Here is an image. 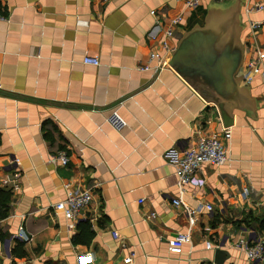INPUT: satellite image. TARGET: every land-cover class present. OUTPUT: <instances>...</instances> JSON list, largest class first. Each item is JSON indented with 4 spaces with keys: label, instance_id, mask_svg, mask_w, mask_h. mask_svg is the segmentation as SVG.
Segmentation results:
<instances>
[{
    "label": "crops",
    "instance_id": "obj_1",
    "mask_svg": "<svg viewBox=\"0 0 264 264\" xmlns=\"http://www.w3.org/2000/svg\"><path fill=\"white\" fill-rule=\"evenodd\" d=\"M185 1L0 0V189L11 193L0 264H78L84 253L91 261L83 264H126L129 256L127 264H215L218 249L222 264H248L237 241L264 239V9L246 8L262 0H204L189 11ZM180 14L167 40L174 48L205 22L229 35L227 52L223 45L212 52L216 66L232 62L230 47L241 53L228 83L218 73L219 85L209 86L203 69L194 70L196 87L169 64L145 70L149 53L162 50L163 29ZM85 56L99 65L83 64ZM257 56L260 73L245 83ZM210 98L225 106L227 125ZM114 113L125 125L111 124ZM225 130L228 161L203 165L180 188L173 157L198 131ZM57 151L69 156L66 166L49 162ZM67 184L91 191L74 222L52 208ZM198 204L211 211L192 222L188 209ZM81 221L92 236L74 244ZM178 233H190L191 242L171 254L168 241Z\"/></svg>",
    "mask_w": 264,
    "mask_h": 264
},
{
    "label": "built area",
    "instance_id": "obj_2",
    "mask_svg": "<svg viewBox=\"0 0 264 264\" xmlns=\"http://www.w3.org/2000/svg\"><path fill=\"white\" fill-rule=\"evenodd\" d=\"M204 0H186L184 11L194 10L198 8ZM264 9V0L261 2L254 3L246 8L248 13L259 12ZM0 20H5V17L0 14ZM183 20L182 14L171 18L168 25L163 29V42L161 43L162 50L159 52L152 51L148 55L149 64L145 67V70H154L156 72L164 69L168 66V60L174 47L167 43V40H171L176 35V26L181 24ZM260 23H251V28L255 29L259 27ZM261 56V54H260ZM259 56L250 60L245 68V72L242 75L243 82L249 83L252 78L260 73L259 67ZM85 65L98 66L99 62L96 57L85 56L82 60ZM111 124L117 127L125 125L124 121L120 119L116 113L113 114L110 119ZM231 138L229 130H225L222 135H202L199 131L197 132V138L189 147H186L180 155L174 156L171 162L177 182L180 188H184L187 185L192 176L198 172L203 165L211 166H222L228 161L227 150L225 143ZM49 162L51 164H60L66 166L69 162V156L65 151H57L50 153ZM66 194L65 198L53 204L52 208L56 213L62 214L65 220L68 222L76 221L85 208H87L91 202V191L90 189H79L72 188L70 185H65ZM245 195L249 194L248 190H244ZM142 202V201H141ZM179 200H174L175 206L179 205ZM202 209L211 211L209 204H198L194 209H188V213L191 216L192 222L196 221V215ZM153 217V214L151 215ZM2 219L0 217V227ZM116 232H112L113 237H117ZM17 236L27 241L24 230L19 227ZM191 242L190 233H178L168 241V251L171 254H180L184 245ZM206 249H211L212 245L210 241L204 243ZM236 247L241 250L245 260L248 264H255L264 260V239L260 240H247L246 238L237 241ZM91 261V254L84 253L77 256L78 264H83ZM131 256L124 260V263H129Z\"/></svg>",
    "mask_w": 264,
    "mask_h": 264
},
{
    "label": "water",
    "instance_id": "obj_3",
    "mask_svg": "<svg viewBox=\"0 0 264 264\" xmlns=\"http://www.w3.org/2000/svg\"><path fill=\"white\" fill-rule=\"evenodd\" d=\"M228 36L229 35L227 33H224L221 29L210 22H205V25L202 28L194 27L189 32L184 33L178 38L177 44L169 57L168 64L171 68L176 70L184 79H186L191 85L195 87L196 85H201V83L197 81L196 73L198 75V72L196 71V69H203L204 71H206L205 75L210 79L208 81L209 86L219 85L220 80L216 78V76L218 75H222L223 77H225L226 75V78H224V82L222 83H228L227 80L239 68L241 53L240 57H238V51H235V48L230 47V53L232 58L234 59V63L232 59V62L230 64L225 62L223 64H217L221 66H216L214 64V58L216 56H212L213 50L221 45L225 47L224 50L225 52H227L230 39V37ZM205 47L209 48L210 50L206 51L205 49H203ZM222 58L228 60V57L222 56ZM194 70L196 71V73ZM204 83L207 84L206 81ZM198 90L203 94V89H201V87L198 88ZM216 91L217 89L215 90V92ZM220 96H222L221 99H225V94H222ZM210 99L219 108V112L221 114L223 122L225 123V125H227V118L224 113L225 106H221V102L218 98L213 99H217L216 101H213L212 98ZM223 253L224 251L220 249L215 251V264L223 263L225 259V257H223Z\"/></svg>",
    "mask_w": 264,
    "mask_h": 264
},
{
    "label": "trees",
    "instance_id": "obj_4",
    "mask_svg": "<svg viewBox=\"0 0 264 264\" xmlns=\"http://www.w3.org/2000/svg\"><path fill=\"white\" fill-rule=\"evenodd\" d=\"M11 198V193L9 191L0 189V217L5 216L7 209V203ZM92 236V231L90 230V225L88 221H81L77 225V233L73 235L72 242L74 244L86 243Z\"/></svg>",
    "mask_w": 264,
    "mask_h": 264
}]
</instances>
